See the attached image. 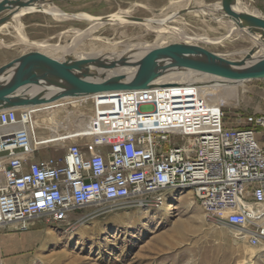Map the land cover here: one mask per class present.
<instances>
[{
    "label": "built area",
    "instance_id": "obj_1",
    "mask_svg": "<svg viewBox=\"0 0 264 264\" xmlns=\"http://www.w3.org/2000/svg\"><path fill=\"white\" fill-rule=\"evenodd\" d=\"M91 100L93 123L60 156L38 157L53 142L40 139L35 108L0 107V234L36 218L62 224L84 208L190 191L238 239L264 246V111L229 126L223 105L209 106L188 84Z\"/></svg>",
    "mask_w": 264,
    "mask_h": 264
},
{
    "label": "rangeland",
    "instance_id": "obj_2",
    "mask_svg": "<svg viewBox=\"0 0 264 264\" xmlns=\"http://www.w3.org/2000/svg\"><path fill=\"white\" fill-rule=\"evenodd\" d=\"M190 1L62 0L54 4L66 12L95 16L125 15L123 12L129 10L134 16L161 18L187 6ZM217 1L196 0L195 5L206 6ZM255 1L264 10V0ZM245 5L252 9L246 1ZM30 15L32 17L15 19V23L22 25L29 39L48 41L51 45L39 48L21 43L15 23L9 25L0 32V41L9 44L1 46L0 42V67L34 52H48L50 58L61 61L81 57L96 60L114 51H129L130 44L140 45L138 49H141L157 39L155 31L138 23L109 24L80 35L77 30L87 31L94 22L75 18L60 20L41 12ZM170 25L184 29L191 36L208 38H219L229 31L226 23L214 21L199 11L185 13ZM73 41L77 42L74 47ZM173 42L190 46L183 40L170 37L164 39L161 47ZM253 45L252 40L238 33L221 43L200 42L205 51L228 55L229 59L235 60L243 59L245 55L240 52ZM67 46L69 49L63 48ZM73 50L77 53H70ZM166 57L159 58L166 60ZM165 78L184 80L182 77ZM111 93L98 94L109 96ZM210 95L228 96L212 102L211 106L223 105L227 124L244 127L247 117L264 111V78L245 80L238 86H214L201 97L207 101ZM94 111L90 96L65 99L36 110L33 117L39 137L58 136V139L44 140L53 143L40 148L38 157L62 155L78 132L91 126ZM67 137L71 141H63ZM258 137L262 139L261 134ZM235 233L236 230L226 225L223 219L206 214L192 192L174 191L163 194L161 199L144 203L127 201L106 204L99 209L84 208L72 213L62 224L36 218L28 222L27 229L12 225L0 234L5 239L1 256L8 264H264V246L253 248L236 238Z\"/></svg>",
    "mask_w": 264,
    "mask_h": 264
},
{
    "label": "water",
    "instance_id": "obj_3",
    "mask_svg": "<svg viewBox=\"0 0 264 264\" xmlns=\"http://www.w3.org/2000/svg\"><path fill=\"white\" fill-rule=\"evenodd\" d=\"M56 1L62 0H0V31L5 25H14L15 16L18 14L22 17L30 13L41 12L55 17L46 7L54 5ZM245 1L249 3L252 9L244 7ZM195 2L196 0H191L187 6L174 10L163 20H153L149 17H139L134 15L108 14L104 16H95L86 13V16H82V13L66 11H62V13L70 18L100 22L103 23V26L118 22L121 19L139 23L154 21L166 26L170 25V23L185 13L199 11L212 20L226 23L229 26L228 36L224 41L231 38L234 33H238L240 36H244L254 42V45L250 49L240 52L245 55L243 59H229L228 56L224 54L209 51L201 56H195L191 46L186 47L177 43L173 46L171 45L164 48H153L148 53H145L141 61L144 63H152L159 57L169 56L176 59L171 62L170 65L201 70L208 69L212 65L226 74L237 77L243 81L254 78H264V14L257 2L255 0H219L206 6H196ZM225 20L227 21L225 22ZM174 47H177L181 53L187 54L188 56L177 57L176 49H174ZM258 53L261 54L258 55ZM30 55L41 57L43 53L34 52ZM18 58L13 59L9 63L0 67V102L10 101L11 106L20 104L26 105L30 102H35V100L13 99L7 95L8 92L20 87L32 85L33 83L45 81L49 77L60 78L64 76L67 71L76 70L93 61V59L76 60L74 62L64 60L58 63H46L40 61L33 62L30 65H18L13 67L18 61ZM259 67L262 68L260 69ZM158 69L161 68L155 66L150 69H145L142 73L128 79L126 82L121 83L116 87L93 82L76 81L68 83L71 88L83 89L89 91V93H97L111 89L114 90L113 92L143 89L150 86L146 81H148ZM0 107L8 106L0 105Z\"/></svg>",
    "mask_w": 264,
    "mask_h": 264
},
{
    "label": "bare ground",
    "instance_id": "obj_4",
    "mask_svg": "<svg viewBox=\"0 0 264 264\" xmlns=\"http://www.w3.org/2000/svg\"><path fill=\"white\" fill-rule=\"evenodd\" d=\"M178 6V5H177ZM180 6V4H179ZM47 10L52 12L55 16V18H58L60 20L64 19H72L70 17H67L63 15L62 9L58 6L49 5L46 7ZM125 15H131L129 13V10H126L123 12ZM88 14V13H87ZM116 14V13H115ZM86 13H82V16ZM166 16H163L161 18H152L153 20H163ZM21 15L18 14L15 16V19L17 20ZM134 24L138 23L141 25L146 26L147 30H152L157 33V39L154 41V43H148L143 48L138 49L140 45L137 44H130L129 51L124 50L121 52L114 51L110 54H107L108 56L103 57L99 56L96 60H93L92 62H89L82 67L67 71L66 74L60 78L57 77H49L47 80L44 81L42 85L38 83H33L32 85H28L26 87H20L17 88L11 92H8L7 95L10 96L13 99H27V100H35V102H30L26 105H16V107L21 108H43L45 105L53 104L59 100L62 99H69V98H83V97H89L92 96V94H98L102 92L111 91L114 90H107V91H100L97 93H89V91H85L83 89H77V88H71L69 87L68 82H93V83H100L104 85H108L111 87H116L117 85L126 82L128 79L142 73L145 69H150L155 66H159L161 69H158L154 75H152L148 81V84L152 86L153 84H171V85H177V84H188V85H194L198 88L200 95L202 96L205 91H208L211 87L217 86V87H226V86H238L244 81L237 78L230 76L226 74L225 72L219 70L215 66H210L208 69H190L183 66L178 65H170L171 62L175 61L176 59L173 57H166V60H161L160 58H157L154 62H152L149 65H145L144 62L141 60L143 59L145 53H148L153 48H162L161 44L164 41L165 38L173 37L177 40H183L187 44H189L192 48L193 53L195 56H201L205 54L207 51H205L201 46L200 42L202 43H220L224 41V39L228 36L227 34L219 37V38H208L205 36H191L186 33V31L182 28H177L171 25H163L161 23L157 22H145V23H139V22H133V21H126L121 19L118 22L112 23V24ZM155 24H158L159 26H156ZM101 26H103V23L100 22H94V24L89 28L87 31H81L77 30V32L80 35H84L87 32H91L94 29L98 30ZM9 28V25H5L1 28V31H4L6 28ZM15 27L18 30L19 34V41L21 43H26L31 46H38L39 48H45L49 47L51 45L48 41H37V40H31L27 37V34L25 33L22 25L20 23H15ZM17 33V32H16ZM17 34V35H18ZM1 46H9V44L5 43V41L1 40ZM72 43V42H71ZM77 44V42L73 41L72 47H74ZM177 44L176 42L170 43V46ZM165 45V44H164ZM163 45V46H164ZM66 46V45H65ZM52 47V46H51ZM66 49H69V46L63 47ZM57 49V48H56ZM176 49V56H188L187 54L181 53L177 47H174ZM54 50V49H53ZM77 53L75 50L70 51V53ZM261 53H258V55ZM190 55V54H189ZM50 55H43L41 57H36L30 54H24L18 58V61L16 62L13 67L18 65H30L33 62H62L61 60H55L53 57H49ZM228 56V55H226ZM69 60L71 62H74L76 60H84L82 58H76V59H65ZM64 61V60H63ZM116 66L109 67L110 65L116 64ZM91 65V66H88ZM105 65H108L106 67ZM260 69L262 67H259ZM81 69V70H80ZM165 77H182L184 80H167ZM232 96V95H230ZM229 96V97H230ZM228 96L226 95H210L208 97V100L206 103L211 106L212 102L217 101L219 99L226 98ZM0 105L4 106H11L10 101H2L0 102ZM35 120V118H34ZM40 139H58L57 135H53L50 138L48 137H40ZM48 140V141H49ZM237 233V231H236ZM235 233L236 238L238 234ZM246 241L245 239H242ZM250 246V245H249ZM252 247V246H251ZM255 248V247H253ZM1 254V249H0ZM254 256V253L252 254ZM250 260V259H249ZM247 262V261H246Z\"/></svg>",
    "mask_w": 264,
    "mask_h": 264
},
{
    "label": "crops",
    "instance_id": "obj_5",
    "mask_svg": "<svg viewBox=\"0 0 264 264\" xmlns=\"http://www.w3.org/2000/svg\"><path fill=\"white\" fill-rule=\"evenodd\" d=\"M259 5V4H258ZM244 7L245 8H247V6L245 5V3H244ZM262 12H263V14H264V10H262ZM31 14V13H30ZM30 14H27L25 17H32V15H30ZM30 15V16H29ZM227 20H225V22H226ZM45 55H48L49 53L48 52H45L44 53ZM82 58V57H81ZM82 59H84V58H82ZM103 94H105V93H103ZM91 97V96H90ZM86 98H88V97H86ZM63 100H65V99H62V100H59V101H63ZM59 101H57V102H55V103H53V104H49V105H45V107H49V106H53V105H56ZM44 108V107H43ZM38 109H40V108H38ZM38 109H36V110H38ZM35 110V111H36ZM40 123H41V120H38ZM5 242V239L3 238V237H0V249L2 250V246H3V243ZM6 259V258H5ZM4 259V262H5V264H8L7 262H6V260ZM19 263V262H18ZM20 263H23V262H20Z\"/></svg>",
    "mask_w": 264,
    "mask_h": 264
}]
</instances>
